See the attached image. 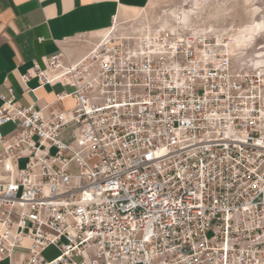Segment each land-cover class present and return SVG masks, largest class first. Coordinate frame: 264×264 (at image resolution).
<instances>
[{"label":"built area","instance_id":"2783aa9c","mask_svg":"<svg viewBox=\"0 0 264 264\" xmlns=\"http://www.w3.org/2000/svg\"><path fill=\"white\" fill-rule=\"evenodd\" d=\"M223 40L112 16L77 59L32 60L22 82L73 103L0 92V260L264 264L263 80Z\"/></svg>","mask_w":264,"mask_h":264},{"label":"crops","instance_id":"0c3cea01","mask_svg":"<svg viewBox=\"0 0 264 264\" xmlns=\"http://www.w3.org/2000/svg\"><path fill=\"white\" fill-rule=\"evenodd\" d=\"M154 1L0 0V92L8 97V88H12L20 105L63 109L62 100L55 96L62 88L60 84L39 86L36 79L22 82L20 75L31 67L32 60L43 65L45 56L58 52L66 60H75L89 49L87 40L105 32L112 16L119 20L137 17ZM26 86L33 91L26 92ZM12 128L11 122L0 126L3 134ZM24 253L16 252L11 260L1 259L0 264H20Z\"/></svg>","mask_w":264,"mask_h":264},{"label":"rangeland","instance_id":"374dc122","mask_svg":"<svg viewBox=\"0 0 264 264\" xmlns=\"http://www.w3.org/2000/svg\"><path fill=\"white\" fill-rule=\"evenodd\" d=\"M183 8L190 11L188 26L211 29L226 36L230 43L231 36L236 35L245 26L264 25V0H155L149 9L139 16L145 15L154 27L173 28L180 26L177 24L176 16L181 14ZM230 48L237 62L257 70L256 61L264 60V32L253 36L250 42L245 39L239 45L232 44ZM262 70L264 75V68ZM61 103L68 109L72 106L73 100L70 97L64 98ZM262 108L264 110V90ZM74 127L75 123L69 124L61 133L60 139L65 142L72 141ZM43 255L52 258L57 255V251L51 247Z\"/></svg>","mask_w":264,"mask_h":264},{"label":"bare ground","instance_id":"6f19581e","mask_svg":"<svg viewBox=\"0 0 264 264\" xmlns=\"http://www.w3.org/2000/svg\"><path fill=\"white\" fill-rule=\"evenodd\" d=\"M192 11V10H191ZM189 10H186V9H182L181 10V14L179 16H176L177 17V24L180 25V26H176V27H173V28H170L172 30H174L175 28H179V27H183V28H189V29H201V30H206L208 32H211L217 39L218 41L224 39L226 40V47L229 51H231V53L233 54V51H232V48H230V46L232 44L234 45H239L240 43L244 42L245 38L247 35H250V29L252 28V25H248V26H245L244 28L240 29L236 35H233L231 36L232 38V44L230 43V41L228 40V38L220 33H217L211 29H206V28H196V27H191V26H188L189 23H188V14H189ZM173 14V12H172ZM179 14V13H178ZM141 16H137V17H134V18H140ZM223 40V41H224ZM256 65H257V71L259 72L260 74V77L262 78L263 80V83H264V75L262 73V69L264 68V60H257L256 61ZM262 70V71H261ZM263 110V108H262ZM263 113H264V110H263Z\"/></svg>","mask_w":264,"mask_h":264},{"label":"snow or ice","instance_id":"6c2138e0","mask_svg":"<svg viewBox=\"0 0 264 264\" xmlns=\"http://www.w3.org/2000/svg\"><path fill=\"white\" fill-rule=\"evenodd\" d=\"M249 31L251 34L247 35L245 39H246V41L250 42L252 40L253 36L264 32V25H261V24L253 25ZM145 239H147V237H145Z\"/></svg>","mask_w":264,"mask_h":264}]
</instances>
